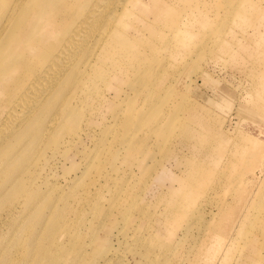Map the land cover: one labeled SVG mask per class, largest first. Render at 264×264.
<instances>
[{
  "label": "rangeland",
  "instance_id": "obj_1",
  "mask_svg": "<svg viewBox=\"0 0 264 264\" xmlns=\"http://www.w3.org/2000/svg\"><path fill=\"white\" fill-rule=\"evenodd\" d=\"M208 1L199 12L191 5L174 6L178 17H194L189 30L199 37L192 43L193 52L178 56L183 59L180 65L167 67L163 79L159 76L162 82L154 85L158 100L165 97L163 116L148 121L159 124L156 132L144 127L132 132L133 136L138 133L136 139L149 158L130 155L124 148L116 150L127 147V135L119 128L103 133L101 124H114L113 103L118 118L125 119L129 113L138 116L135 84L132 103L113 99L110 106L100 108L96 126L89 122L94 115L88 114L81 128L89 134L68 149L64 150L63 143L54 148L51 145L58 142L21 136L22 132L0 146V264H73L78 260L86 264L101 239H109L117 253L113 264H151L145 248L160 258L155 259L160 264H192L191 260L264 264L252 257L254 252H264V86L260 92L255 90L259 80L264 84V0ZM10 8V0H0V27ZM133 10L135 19L151 21L156 2L138 4ZM175 15L164 19L174 20ZM165 30L173 33L171 28ZM27 57L39 62L31 53ZM130 63L136 70L148 62ZM149 75L150 71L146 78ZM118 79L112 78V83H119ZM71 102L76 105L82 100L71 98ZM54 111L36 122L37 133L43 134L47 117ZM5 114L0 107V126ZM17 136L22 139H13ZM195 150L192 164H185L186 156L178 157ZM92 157L98 161L97 169H87ZM77 173L89 187L79 183L76 194L64 202L59 195L69 190L68 179ZM22 182L34 188L27 194ZM84 187L96 199L88 202L82 216L78 210L88 198L81 195ZM172 189L180 194L175 203L171 202ZM181 196H185L187 216L182 223L177 221L175 208ZM100 201L102 210H111L105 224L93 213ZM114 201L120 210H128L126 224L121 222L119 209L113 208ZM37 202L40 208L33 211L32 204ZM117 221L120 224L115 225ZM90 223L98 230L93 242L86 237ZM140 236L147 238V246L136 245ZM97 263L102 262L97 259Z\"/></svg>",
  "mask_w": 264,
  "mask_h": 264
},
{
  "label": "bare ground",
  "instance_id": "obj_2",
  "mask_svg": "<svg viewBox=\"0 0 264 264\" xmlns=\"http://www.w3.org/2000/svg\"><path fill=\"white\" fill-rule=\"evenodd\" d=\"M148 1L150 0L137 2L136 0H10L9 15H5L6 23L0 27L2 50L0 107L6 110L0 126V146L22 132L21 136H34L53 143L58 142L51 145L54 148H60L57 145L63 143L64 150L68 149V146L81 142L83 135L89 134L81 128L88 114L95 117L101 107L110 106L115 98L118 102L128 99L129 103H132L134 97L132 90L135 84L134 95L139 106L138 116L129 113L125 119L118 118L117 106L113 103L114 124L110 126L104 121H101V124L103 123V133H106L108 129L119 128L127 135V147L117 146L116 150L119 148L118 151H121L124 148L130 155H146V158H149V152L136 139L138 133L135 132L133 136L132 132L139 127H144L149 132H156L159 124L148 121L158 120L163 116L161 107L165 97L158 100L159 93L154 90V85L156 82H162L159 76L163 79L167 67L180 65L179 62L183 59H177L178 56L183 58L193 52L192 43L199 37L194 31L189 30L195 21L194 17H178L175 15L174 6L184 5L183 9H185V5H191L195 11L199 12L202 7L200 5L208 4L209 1L152 0L157 6L154 19L151 21L135 19L133 6L151 5L152 1ZM114 5L116 9L113 11ZM172 13L175 15L174 20L165 21L164 18ZM153 25L156 27L151 30ZM6 27L3 34L2 31ZM166 27L171 28L173 33L168 34ZM28 53H31L32 57L37 58L39 62L28 61ZM130 60H144L148 63L145 67L132 70L131 68L134 67ZM149 71L150 75L146 78ZM118 74L121 75L119 79ZM112 78L118 79L119 83L114 85ZM178 80L177 76L176 82ZM263 86V80H259L255 83V90L260 92ZM164 87L165 84H163ZM71 98H80L82 103L69 104L68 101ZM54 109V113L47 117L48 124L43 134L37 133L36 122L43 121L48 111ZM94 117L89 122L96 126L98 118ZM185 120L191 121L186 117ZM148 124L151 126L150 129ZM151 128L154 129L151 130ZM196 132L193 133V137ZM219 135L221 139L227 140L222 131ZM21 136L13 139L20 140ZM199 137L202 138V136ZM259 150H262V146ZM117 153L113 156L116 157ZM178 157H185L186 165L192 164L196 157V150L191 155ZM86 164L87 169H97L99 166L95 157L90 158ZM145 167L146 165L143 166ZM82 177V174L77 173L68 179L69 190L63 189L59 199L67 202L68 197L76 194L79 183L88 186L89 183H85ZM257 178L255 176V179ZM21 187L27 194L34 188L31 185L28 187L25 182H22ZM88 187L82 189L81 195L83 196L84 193L88 198L83 201L84 204L81 210H78V214L82 213L88 202L95 203L96 197L90 193ZM175 190L170 195L174 198L171 200L173 203L177 200L176 196L180 195L178 192L175 193ZM82 196L77 198L82 200ZM184 197H180L175 207L178 210L176 218L180 223L187 218L184 215ZM24 199L26 200V197ZM117 205L118 203L114 201L112 206L119 209L122 216L121 222L126 224L130 214L126 208L120 210ZM63 206L69 209L66 203ZM103 206L101 201L97 202L93 213L97 218H103L105 224V219L111 215V210H102ZM39 208V202L32 204L33 211ZM81 215L83 216V213ZM85 219L87 221V217ZM118 224H120L119 221L115 222V225ZM88 229L90 231L87 232L86 237L93 242L92 236L97 238V227L90 223ZM255 242L252 241L253 244ZM148 243L147 238L142 236L136 240V245L141 247L147 246ZM144 250L151 264H160L155 261L160 258H157L149 248ZM116 255L111 241L101 239L98 245H95V250L88 256L89 260L86 264H98L97 259L101 260V264H113V258ZM252 257L264 263L263 251L254 252ZM191 261L192 264L198 263L196 260ZM73 264H79V260Z\"/></svg>",
  "mask_w": 264,
  "mask_h": 264
}]
</instances>
